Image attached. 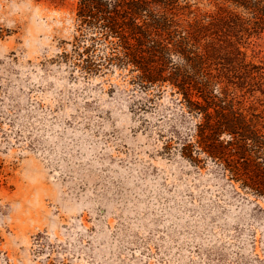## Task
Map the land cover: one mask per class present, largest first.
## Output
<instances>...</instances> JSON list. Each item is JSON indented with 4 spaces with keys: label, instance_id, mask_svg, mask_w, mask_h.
<instances>
[{
    "label": "rangeland",
    "instance_id": "374dc122",
    "mask_svg": "<svg viewBox=\"0 0 264 264\" xmlns=\"http://www.w3.org/2000/svg\"><path fill=\"white\" fill-rule=\"evenodd\" d=\"M78 5L0 0V264H264V200L184 155L182 95L108 71V40L98 73L63 55L94 42ZM240 46L264 65V33Z\"/></svg>",
    "mask_w": 264,
    "mask_h": 264
},
{
    "label": "trees",
    "instance_id": "16d2710c",
    "mask_svg": "<svg viewBox=\"0 0 264 264\" xmlns=\"http://www.w3.org/2000/svg\"><path fill=\"white\" fill-rule=\"evenodd\" d=\"M77 15L94 42L80 50L78 38L66 58L98 73L95 41L108 40V71L127 70L146 89L168 84L199 116L184 155L199 146L264 200V111L244 98L264 94V65L240 46L264 33V0H79Z\"/></svg>",
    "mask_w": 264,
    "mask_h": 264
}]
</instances>
